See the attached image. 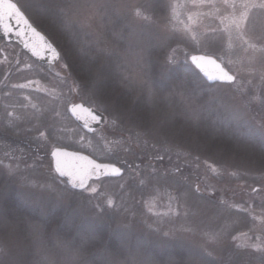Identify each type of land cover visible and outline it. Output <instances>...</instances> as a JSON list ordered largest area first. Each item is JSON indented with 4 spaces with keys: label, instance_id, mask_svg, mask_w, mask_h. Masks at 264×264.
Wrapping results in <instances>:
<instances>
[{
    "label": "rangeland",
    "instance_id": "374dc122",
    "mask_svg": "<svg viewBox=\"0 0 264 264\" xmlns=\"http://www.w3.org/2000/svg\"><path fill=\"white\" fill-rule=\"evenodd\" d=\"M48 1L56 19L113 57L123 79L149 98L185 96L181 86L153 79L155 65L214 56L235 82L215 85L200 105L186 97L185 114L212 108L213 96L233 121L264 131V0ZM67 63L61 54L54 65L39 64L0 39V264H264V172L169 148L164 160L83 192L57 177L55 147L111 163L166 151L155 144L147 152L143 132L89 102ZM80 101L106 114L103 127L88 134L73 121L68 106ZM167 108L172 117L174 106ZM176 153L185 174L175 171Z\"/></svg>",
    "mask_w": 264,
    "mask_h": 264
},
{
    "label": "trees",
    "instance_id": "16d2710c",
    "mask_svg": "<svg viewBox=\"0 0 264 264\" xmlns=\"http://www.w3.org/2000/svg\"><path fill=\"white\" fill-rule=\"evenodd\" d=\"M36 1L38 4L22 8L33 23L62 51V56L68 62L67 69L77 79L79 87L85 89L87 100L103 107L108 116H115L118 124L129 131L136 129L143 132L144 139L150 145L147 152H151L155 144L157 146L153 147L158 152V148L163 152L166 148L164 155L159 157L146 153L135 161L119 159L115 163H119L125 172L127 169L141 168L149 162L153 164L154 161L157 162V158L164 160L168 157V151L173 152L169 148L174 149V152H189L192 156L190 159H206L232 170L264 172V139L261 138L264 137V131L254 130L255 123L252 122L239 125L233 121L232 115L228 116L213 96L212 108L205 106L204 103L210 97L208 92L217 84H208L195 67L180 62L170 66L167 64V69L160 71L155 65L153 79L158 80L160 85L181 86L185 96L174 101L163 96L149 98L145 89H139L136 84L123 79L113 57L91 50L88 43L86 45L82 41L78 31L70 29L61 18L56 19L53 16L54 10L57 12L56 6L49 7L48 0ZM75 58L77 62L73 65ZM186 97L193 98L198 105L204 101L198 108L200 113L195 111L193 116L185 114ZM169 105L174 106L172 117L167 108ZM150 126L155 131L150 130ZM179 153L172 156L180 164L175 171L185 174L182 164L186 159ZM165 166L166 169L173 168L169 164ZM108 180L111 179H103ZM172 253L175 252L172 250L170 254Z\"/></svg>",
    "mask_w": 264,
    "mask_h": 264
},
{
    "label": "water",
    "instance_id": "95a60500",
    "mask_svg": "<svg viewBox=\"0 0 264 264\" xmlns=\"http://www.w3.org/2000/svg\"><path fill=\"white\" fill-rule=\"evenodd\" d=\"M0 39L18 45L40 64L54 65L61 57L59 48L15 0H0ZM189 62L210 85L235 82V76L214 56L196 53L189 57ZM68 112L88 134L106 123L104 112L82 101L69 104ZM50 156L57 177L74 191L87 189L92 181L120 178L124 174V169L118 164L103 162L88 153L66 147L53 148Z\"/></svg>",
    "mask_w": 264,
    "mask_h": 264
}]
</instances>
